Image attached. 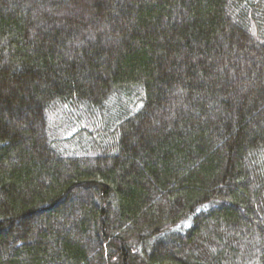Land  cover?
<instances>
[{"label": "trees", "instance_id": "trees-1", "mask_svg": "<svg viewBox=\"0 0 264 264\" xmlns=\"http://www.w3.org/2000/svg\"><path fill=\"white\" fill-rule=\"evenodd\" d=\"M0 264H264V0H0Z\"/></svg>", "mask_w": 264, "mask_h": 264}, {"label": "rangeland", "instance_id": "rangeland-1", "mask_svg": "<svg viewBox=\"0 0 264 264\" xmlns=\"http://www.w3.org/2000/svg\"><path fill=\"white\" fill-rule=\"evenodd\" d=\"M185 223H187V226L190 224V219L189 218H187V219H184L182 222H180V223H178L177 225H175V226H173L171 229H169V231L167 232V233H174V234H176V233H181V232H183L186 228H187V226H186V224ZM186 226V227H185ZM185 227V228H184ZM166 232H163V233H161L160 235H158L157 237L159 238L160 236H162V235H164Z\"/></svg>", "mask_w": 264, "mask_h": 264}]
</instances>
